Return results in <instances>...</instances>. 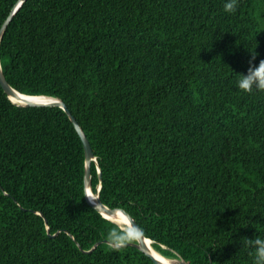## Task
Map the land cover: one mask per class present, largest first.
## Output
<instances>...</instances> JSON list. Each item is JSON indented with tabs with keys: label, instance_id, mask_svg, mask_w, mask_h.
<instances>
[{
	"label": "trees",
	"instance_id": "trees-1",
	"mask_svg": "<svg viewBox=\"0 0 264 264\" xmlns=\"http://www.w3.org/2000/svg\"><path fill=\"white\" fill-rule=\"evenodd\" d=\"M0 56L14 89L66 103L95 193L160 255L264 264V0H27ZM84 175L66 112L0 85V264H155L106 243L136 239Z\"/></svg>",
	"mask_w": 264,
	"mask_h": 264
},
{
	"label": "water",
	"instance_id": "water-1",
	"mask_svg": "<svg viewBox=\"0 0 264 264\" xmlns=\"http://www.w3.org/2000/svg\"><path fill=\"white\" fill-rule=\"evenodd\" d=\"M27 0H19L15 6L13 7L10 15L7 17L5 22L2 24L0 28V49H1V43L3 36L10 25L13 17L15 14L19 11V9L22 7V5ZM0 85L3 88L4 92L7 94L8 98L17 106L20 107H59L62 108L66 114L68 115L69 119L74 125V128L76 129L79 137L81 138V141L83 143L84 151H85V175H84V189H85V197L89 205H91L96 211H98L104 218L116 223L120 227H122L125 230H128L132 233L134 238L136 239V242H127V243H111L106 242L110 244L113 247H123V246H131L135 247L138 250L145 253L148 257H150L155 264H187L186 261L182 257H178L175 259H168L163 257L162 259L157 258L150 249V247L146 244V241L152 242L151 239H148L144 236L142 233L140 227L135 222V220L123 209L121 208H110L107 205H105L100 196V190H101V184L97 187V192L95 193L92 183V163H97V158L93 152V149L91 147V144L80 126L77 119L74 117V115L71 113L69 108L67 107L66 103L56 97H48V96H29L20 93L16 89H14L10 83L7 81V78L5 76L2 62H1V56H0ZM15 100H23L22 104L16 103ZM98 173H99V179L101 181L102 179V172L100 167H98ZM93 194H96V198H94ZM40 214V213H39ZM41 215V214H40ZM123 218L125 226H122L120 223H118V220ZM46 224L48 226V223L46 221ZM48 233H50V230L48 228ZM59 234V232L56 233V235ZM56 235H53L51 237H55ZM100 243H97L94 248L90 251L92 252ZM89 252V253H90Z\"/></svg>",
	"mask_w": 264,
	"mask_h": 264
},
{
	"label": "bare ground",
	"instance_id": "bare-ground-1",
	"mask_svg": "<svg viewBox=\"0 0 264 264\" xmlns=\"http://www.w3.org/2000/svg\"><path fill=\"white\" fill-rule=\"evenodd\" d=\"M16 103H19V104H22L23 103V100H15ZM94 198H96V194H93ZM118 220V223H120L122 226H125V223H124V220L123 218H121L120 220L119 219H116ZM146 244L150 247V249L152 250V252H154L153 254L159 258V259H162V254L160 255L156 250H154V248L152 247V242L150 241H146Z\"/></svg>",
	"mask_w": 264,
	"mask_h": 264
}]
</instances>
